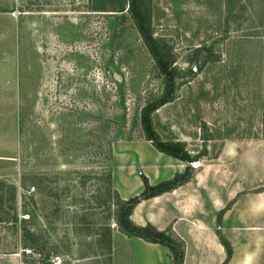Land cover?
Masks as SVG:
<instances>
[{
    "label": "rangeland",
    "instance_id": "obj_1",
    "mask_svg": "<svg viewBox=\"0 0 264 264\" xmlns=\"http://www.w3.org/2000/svg\"><path fill=\"white\" fill-rule=\"evenodd\" d=\"M142 5L178 71L154 130L196 163L146 137L142 113L164 97L165 81L129 0H0V264H113L114 193L128 201L179 167L200 172L198 181L152 207L177 217V203L187 223L192 206L217 236L223 191L229 201L264 193V0ZM117 247L116 264L160 259Z\"/></svg>",
    "mask_w": 264,
    "mask_h": 264
},
{
    "label": "crops",
    "instance_id": "obj_2",
    "mask_svg": "<svg viewBox=\"0 0 264 264\" xmlns=\"http://www.w3.org/2000/svg\"><path fill=\"white\" fill-rule=\"evenodd\" d=\"M181 168L175 171L173 178L177 174H182ZM199 173L189 184L173 191L172 195H180L186 188L194 185L198 181ZM159 182H164V180H159ZM151 184L153 185V182ZM163 197L164 195L141 202L133 211L131 220L137 226L146 227L150 224L161 232L172 226L174 233L182 239L186 246L184 264H264V193L243 195L242 192H236L229 201L226 192L223 191L221 198L214 202L216 207H214L215 211H212L213 215L220 217V230L233 251L228 263L226 262L227 252L219 241L214 227L200 220L202 216L197 210L191 211L192 206L187 210L188 219L191 217L192 220H187V223L183 222L186 220V215H184L186 210H182L184 214L181 213L177 203L169 207L171 211H178L177 217L173 215V212L165 211L160 215L157 214V210L154 209L157 206L155 200ZM118 243L128 248L137 246L145 252L157 253L160 258L155 259L157 264H162L165 259L172 263L171 254L167 248L146 243L138 238H128L116 231L112 236L113 264H116L117 260Z\"/></svg>",
    "mask_w": 264,
    "mask_h": 264
},
{
    "label": "trees",
    "instance_id": "obj_3",
    "mask_svg": "<svg viewBox=\"0 0 264 264\" xmlns=\"http://www.w3.org/2000/svg\"><path fill=\"white\" fill-rule=\"evenodd\" d=\"M143 0H129L128 14L133 20L138 33L140 34L145 45L148 47L150 54L152 55L156 65L164 76L165 81V94L162 99L156 103H152L146 107L142 113L141 123L142 127L146 133V137L149 141L155 144L157 150L163 154H166L176 160H180L187 163H196L200 159L198 157L193 158L186 151L184 144L181 143H165L160 140L158 134L155 132L152 115L160 108L166 104L172 102L176 93V80L178 76V71L173 67V63L170 59V53H166L163 48H161L160 42L154 38L150 17L147 10H144L142 5ZM194 179L191 167H188L184 174H177L173 180L166 181L158 186H150L148 182H145L144 192L135 198L128 201L122 200L117 193H114V203H115V223L118 227L120 233L128 238H138L146 243L161 245L167 248L172 257L174 264H184L186 256V246L185 243L174 233L173 229L169 228L166 231H159L154 226L148 224L146 227H140L134 224L131 220V216L135 208L143 201H148L154 198L161 197L165 194L172 193L173 191L179 189L182 186L189 184ZM110 183L108 186L110 187ZM0 185H3L0 182ZM14 193L12 201L16 200V189L14 187L8 188ZM108 191L111 193L110 188ZM1 192V191H0ZM3 198L0 195V201ZM30 220V219H29ZM29 220L21 221V225L27 223ZM109 236V254H111L112 240L111 235ZM219 240L227 252V263L232 258V247L229 242L218 235ZM24 238L25 242L28 238H31V234L24 228ZM27 248H32L35 251L33 245H26Z\"/></svg>",
    "mask_w": 264,
    "mask_h": 264
}]
</instances>
